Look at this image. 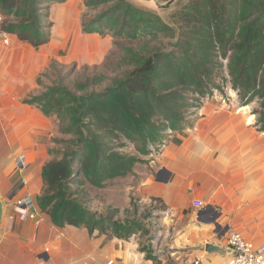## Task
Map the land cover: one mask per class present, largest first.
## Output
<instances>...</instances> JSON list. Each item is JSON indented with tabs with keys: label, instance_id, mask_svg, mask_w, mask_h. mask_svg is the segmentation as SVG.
I'll return each instance as SVG.
<instances>
[{
	"label": "trees",
	"instance_id": "16d2710c",
	"mask_svg": "<svg viewBox=\"0 0 264 264\" xmlns=\"http://www.w3.org/2000/svg\"><path fill=\"white\" fill-rule=\"evenodd\" d=\"M65 1L0 0V30L32 47L44 45L51 37L49 6ZM83 5L97 12L82 15V33L110 32L129 44L117 60L107 61L108 72L84 67L73 78L67 72L24 100L54 115L62 135L52 139L60 148H48L36 202L55 226L134 240L147 259L160 264L161 254H153L156 232L147 220L152 211L165 210L163 201L150 197L140 211L131 198L123 209L108 204L98 210L92 207L95 192L133 177L147 162L139 154L167 142L168 130L192 128L203 98L222 91L223 84L236 91L241 106L258 102L252 111L264 132V0H187L171 23L127 0ZM57 67L52 60L48 70ZM37 82L42 85L40 77ZM127 144L135 152L124 150Z\"/></svg>",
	"mask_w": 264,
	"mask_h": 264
},
{
	"label": "crops",
	"instance_id": "0c3cea01",
	"mask_svg": "<svg viewBox=\"0 0 264 264\" xmlns=\"http://www.w3.org/2000/svg\"><path fill=\"white\" fill-rule=\"evenodd\" d=\"M67 3L49 6L48 43L35 48L12 34L11 45L0 48V198L9 206L0 234V264H154L136 241L57 227L37 205L42 166L50 159L58 121L24 100L42 90L38 77L53 59L62 60L59 51L69 41L75 47L88 45L85 39L93 34L82 33L81 18ZM220 101L213 96L203 100L193 127L170 133L156 160L138 165L149 169L137 187L142 200L158 197L165 205L159 211L160 264H226L228 228L264 245V132L248 106L237 111ZM27 197L33 201V217L21 219L16 203ZM195 199L204 206H194ZM207 242L222 251L205 252Z\"/></svg>",
	"mask_w": 264,
	"mask_h": 264
},
{
	"label": "rangeland",
	"instance_id": "374dc122",
	"mask_svg": "<svg viewBox=\"0 0 264 264\" xmlns=\"http://www.w3.org/2000/svg\"><path fill=\"white\" fill-rule=\"evenodd\" d=\"M68 1V7L71 9V11L73 10V8L74 10H76V16H78V18H81L82 15L88 17L90 15H94L97 12V10L86 9L83 5V0ZM127 1L139 7L155 10L165 22L171 23V15L174 12L178 11L187 0H178L171 7L164 10L156 9L155 7L149 6L139 0ZM85 40L88 45L81 42L75 47L71 45V41H69L63 47V49L59 51V55H61L60 57L62 60L59 61L53 59L58 63V67L56 70L57 72L52 69L48 70L49 67L46 69L47 74L41 77L42 85H40V90H43L45 86H49L52 83H55L58 78L64 76L67 72H69L68 77H75L78 73L81 72L84 67H88L89 73H91V71L98 73L108 72L106 66L108 64L107 61L117 60L122 55V45L129 44L121 39H115L110 32H106L103 35L93 33L89 36V38H86ZM130 45H133V47H138L137 43H131ZM95 46L101 47L99 52H94ZM225 62L226 60H224V63ZM222 89V91L213 89V93L211 95L213 97H217L219 101L220 99H222L220 101L222 106L226 108L229 107L237 111L239 110V108H241V110H246V106H248L251 113L254 114L252 110L258 107V102L256 100L248 105L241 106L236 91H234L230 87L229 83L223 84ZM207 98L208 97L206 96L203 98V100ZM56 126L58 130V122H56ZM59 137H62V135L58 132V135L54 136L53 139ZM57 145L58 146L53 143L52 146L59 148L61 147V144L57 143ZM130 146L131 144H127L123 147V149L128 152H135L134 150H130ZM154 161L148 160L147 164L152 163ZM147 164L138 167L133 177L118 181L113 186H109L100 191H96L92 207L97 208L98 210H103L108 204H111L113 206L119 207L120 209H123L124 207L129 206L131 198H136L139 204L141 205V211L145 205L150 203V198L142 200L141 195L137 191V187L138 184H140L141 177H143L149 170ZM147 221L151 225L152 229H155L156 232V239L154 241V244L162 248L163 242H161V238L159 237V231L162 230L163 225L160 212L158 210L154 212L152 211L151 216L148 218Z\"/></svg>",
	"mask_w": 264,
	"mask_h": 264
},
{
	"label": "built area",
	"instance_id": "2783aa9c",
	"mask_svg": "<svg viewBox=\"0 0 264 264\" xmlns=\"http://www.w3.org/2000/svg\"><path fill=\"white\" fill-rule=\"evenodd\" d=\"M3 20V15L0 12V24ZM12 43V34L5 31L0 30V48L8 47ZM169 134L170 130L167 131ZM166 142L163 141L158 144L156 147H152L150 152L146 154V159L154 161L156 160L157 154L165 147ZM130 150H134L131 145ZM133 153V152H132ZM21 157V164H22ZM193 205L196 207H203L204 203L195 199L192 201ZM33 205V201L30 198H23L17 201L15 212L19 216V218L24 219L26 217H33V213L29 210V208ZM225 245L228 249H231L232 252L229 254L226 264H264V245H257L247 239L244 236L232 229L228 228L225 232ZM156 239V238H155ZM155 241V240H154ZM153 241V254H163V248L158 247L154 244ZM106 264H113V260H109Z\"/></svg>",
	"mask_w": 264,
	"mask_h": 264
},
{
	"label": "water",
	"instance_id": "95a60500",
	"mask_svg": "<svg viewBox=\"0 0 264 264\" xmlns=\"http://www.w3.org/2000/svg\"><path fill=\"white\" fill-rule=\"evenodd\" d=\"M139 1L145 3V4L149 5V6L155 7L156 9L164 10V9H168L169 7H171L178 0H165V1L152 0L153 3H149L150 0H139ZM160 173H161V171L158 173L157 176H159ZM8 209H9V206L5 205V203L0 198V234H1V231H2L3 227L7 223V212H8ZM211 221H213V218L211 219ZM204 250L207 253L222 251L221 247H218L217 245H215L213 243H210V242L205 243ZM227 252L231 253L232 250L231 249H227Z\"/></svg>",
	"mask_w": 264,
	"mask_h": 264
},
{
	"label": "bare ground",
	"instance_id": "6f19581e",
	"mask_svg": "<svg viewBox=\"0 0 264 264\" xmlns=\"http://www.w3.org/2000/svg\"><path fill=\"white\" fill-rule=\"evenodd\" d=\"M149 3H153V1H152V0H150V1H149Z\"/></svg>",
	"mask_w": 264,
	"mask_h": 264
}]
</instances>
